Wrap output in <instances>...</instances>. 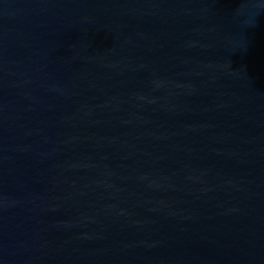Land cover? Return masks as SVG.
<instances>
[{
    "label": "water",
    "instance_id": "water-1",
    "mask_svg": "<svg viewBox=\"0 0 264 264\" xmlns=\"http://www.w3.org/2000/svg\"><path fill=\"white\" fill-rule=\"evenodd\" d=\"M0 264H264V0H0Z\"/></svg>",
    "mask_w": 264,
    "mask_h": 264
}]
</instances>
